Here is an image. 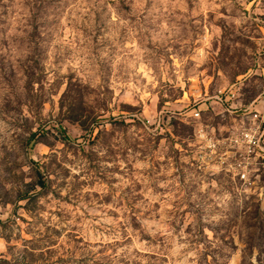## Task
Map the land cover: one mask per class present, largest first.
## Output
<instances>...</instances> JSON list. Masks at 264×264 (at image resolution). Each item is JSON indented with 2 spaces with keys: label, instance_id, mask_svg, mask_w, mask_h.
Here are the masks:
<instances>
[{
  "label": "rangeland",
  "instance_id": "rangeland-1",
  "mask_svg": "<svg viewBox=\"0 0 264 264\" xmlns=\"http://www.w3.org/2000/svg\"><path fill=\"white\" fill-rule=\"evenodd\" d=\"M251 130L264 0H0V264H264Z\"/></svg>",
  "mask_w": 264,
  "mask_h": 264
},
{
  "label": "built area",
  "instance_id": "built-area-1",
  "mask_svg": "<svg viewBox=\"0 0 264 264\" xmlns=\"http://www.w3.org/2000/svg\"><path fill=\"white\" fill-rule=\"evenodd\" d=\"M217 100L223 101V97H218ZM195 117L200 118L201 113L197 110L194 111ZM255 118H258V115H254ZM259 132L253 133V130L243 132L240 134L238 139H235L233 142L237 146V153H236V164L235 166L239 165L237 177L240 179V181L248 182L250 180V167L252 166L250 164L251 158H262L264 154V147H263V137L264 132L263 130ZM203 130H199V135L202 136ZM217 146L216 144H213V149H215V153L217 152ZM255 156V157H254ZM239 158V159H238ZM231 166V165H230Z\"/></svg>",
  "mask_w": 264,
  "mask_h": 264
}]
</instances>
